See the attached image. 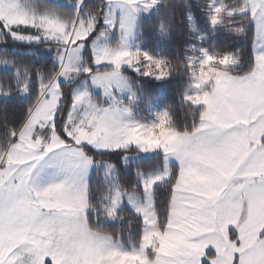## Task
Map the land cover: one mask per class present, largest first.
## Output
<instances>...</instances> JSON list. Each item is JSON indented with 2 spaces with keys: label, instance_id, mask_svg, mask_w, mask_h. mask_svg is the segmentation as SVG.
Wrapping results in <instances>:
<instances>
[{
  "label": "snow or ice",
  "instance_id": "1",
  "mask_svg": "<svg viewBox=\"0 0 264 264\" xmlns=\"http://www.w3.org/2000/svg\"><path fill=\"white\" fill-rule=\"evenodd\" d=\"M193 7L0 0V95L19 107L0 124V264H264V0H200L203 25ZM178 15L191 42L169 58ZM181 70L192 123L138 118L144 79Z\"/></svg>",
  "mask_w": 264,
  "mask_h": 264
},
{
  "label": "trees",
  "instance_id": "2",
  "mask_svg": "<svg viewBox=\"0 0 264 264\" xmlns=\"http://www.w3.org/2000/svg\"><path fill=\"white\" fill-rule=\"evenodd\" d=\"M98 0H87L86 4H94L97 3ZM171 3L181 4V3H190L194 5L193 7V15L197 18V23L203 25V17L199 11V3L200 0H170ZM43 5V4H42ZM176 27L173 30L171 42L167 43L162 46L164 54L167 55L169 58H174L177 54L181 57L184 56V46L186 43L191 42L189 40V36L191 35L188 32L186 22L182 21L180 16L176 17ZM213 39L216 40V49L222 50L224 47L229 45H234L233 50L235 49H250V41H245L242 38H225L223 36L214 37ZM141 43L148 47L149 50L158 49L161 46L157 44V37L155 36L154 32L151 30V25L148 26L146 29V34L142 38ZM211 41L205 43V47H209ZM9 46L12 49H18L19 51L23 52L26 50L27 46H21L19 44H11L9 42ZM40 48L44 47L45 44L38 45ZM37 48V46H33ZM38 47V48H39ZM17 59L31 62L33 61L32 56H18ZM35 63L37 66H43L45 70L52 67L51 58L41 56L38 59H35ZM133 75V73H126V75ZM0 80H3L2 74H0ZM187 77L182 74V70L178 71L174 74L173 78L167 81L166 83L160 82H148V78L144 79L143 87H144V95L147 100L155 101L158 105L167 109L171 113V117L175 122V125L178 128H183L185 125H190L192 123V114L189 111L188 107L185 104L181 103V98L185 87L187 86ZM7 108V117L6 119L10 122L13 120L14 116H16L19 112V107L17 106L16 102L13 100H6L4 97L0 98V124L4 123L5 115H4V108ZM24 107H27V102H24ZM161 158L160 157H153L151 160H145L142 168L143 170H149L153 165L160 164ZM157 203L158 205L163 208L164 202L167 197L166 189H160L157 193ZM127 215V213H125ZM121 227L125 230V239H127L126 230L128 229L129 225L124 223L122 226H108L109 231H120ZM139 229V222H137L134 218H132V230L133 232H137Z\"/></svg>",
  "mask_w": 264,
  "mask_h": 264
},
{
  "label": "rangeland",
  "instance_id": "3",
  "mask_svg": "<svg viewBox=\"0 0 264 264\" xmlns=\"http://www.w3.org/2000/svg\"><path fill=\"white\" fill-rule=\"evenodd\" d=\"M51 0H36L37 4H47L50 3ZM62 2H66V0H62ZM39 47V46H37ZM48 47V45H45L44 47L39 49L41 50V56H45V57H50L51 58V54L47 53L46 51H44L46 48ZM135 75V73H133ZM3 96L0 95V98H2ZM158 109H164L163 107H161L160 105H158L155 101H151V106L150 107H146L144 105L143 102H141V106L137 109V113H138V118L141 119H152V115H150L151 113H154L156 110Z\"/></svg>",
  "mask_w": 264,
  "mask_h": 264
},
{
  "label": "built area",
  "instance_id": "4",
  "mask_svg": "<svg viewBox=\"0 0 264 264\" xmlns=\"http://www.w3.org/2000/svg\"><path fill=\"white\" fill-rule=\"evenodd\" d=\"M87 0H85V2H86Z\"/></svg>",
  "mask_w": 264,
  "mask_h": 264
}]
</instances>
